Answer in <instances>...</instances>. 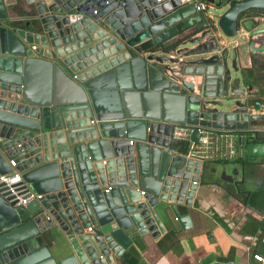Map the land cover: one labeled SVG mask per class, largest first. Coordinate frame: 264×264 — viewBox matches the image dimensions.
Instances as JSON below:
<instances>
[{"label":"water","instance_id":"95a60500","mask_svg":"<svg viewBox=\"0 0 264 264\" xmlns=\"http://www.w3.org/2000/svg\"><path fill=\"white\" fill-rule=\"evenodd\" d=\"M203 1L222 12L205 18L191 0H0V174L43 196L21 206L0 193V264H105L134 236L181 223L206 165L172 154L173 124L191 141L233 134L264 157V43L251 39V66L239 68L219 40L264 0Z\"/></svg>","mask_w":264,"mask_h":264},{"label":"crops","instance_id":"0c3cea01","mask_svg":"<svg viewBox=\"0 0 264 264\" xmlns=\"http://www.w3.org/2000/svg\"><path fill=\"white\" fill-rule=\"evenodd\" d=\"M222 10L216 13L208 10L202 14L205 18H212ZM255 12L239 16L238 31L251 33L260 29L257 28L260 23L248 19ZM214 34L218 35L217 32ZM251 39L255 46L264 43V32L252 34ZM219 40L227 45L230 38L219 37ZM242 45L243 50L239 49ZM230 46L237 59L236 65L239 68L250 67L249 43L240 40L237 46ZM257 56L264 59V52ZM259 128L260 134L264 135L262 127ZM129 140L135 143L133 138ZM211 141L206 157L199 160L206 165L204 178L197 182L191 205L180 206L181 223L175 219L172 220V227L165 223V231L155 238H150L148 234L134 236L122 247L119 256H112L111 261L105 264L247 262L254 253L262 255L264 264V157H247L242 141L233 134H214ZM170 151L184 156V153L171 148ZM223 162L227 164L224 167L226 176H222L224 179L219 174L222 168L219 164ZM83 231L93 232L86 228ZM129 232L125 231L127 235ZM60 238L63 239L62 236Z\"/></svg>","mask_w":264,"mask_h":264},{"label":"built area","instance_id":"2783aa9c","mask_svg":"<svg viewBox=\"0 0 264 264\" xmlns=\"http://www.w3.org/2000/svg\"><path fill=\"white\" fill-rule=\"evenodd\" d=\"M193 7L195 11L205 13L211 9V4L203 1L197 0L193 1ZM250 21L264 23V11L256 10V12L248 17ZM252 35L247 30L237 29L234 36L230 37L227 42V47L232 45L237 46L240 40L249 42ZM191 128L186 125L173 124L169 133L170 140H182L187 143V148L184 153V157L192 158L195 160H202L206 156L205 152L208 145L212 142L213 135L210 132H199V136L196 141H191L190 136ZM132 143V140H129ZM231 152V151H230ZM9 165L13 166V160L9 161ZM0 193L4 194L5 198H8L9 202H14L15 205L25 206L31 201L39 200L42 194L35 193L29 189L26 184L21 180L19 174L16 171H12L6 174H0ZM90 231V227L86 228ZM214 264H263V257L258 253H254L250 257V261L247 262H233V261H218Z\"/></svg>","mask_w":264,"mask_h":264},{"label":"trees","instance_id":"16d2710c","mask_svg":"<svg viewBox=\"0 0 264 264\" xmlns=\"http://www.w3.org/2000/svg\"><path fill=\"white\" fill-rule=\"evenodd\" d=\"M250 11H255V10L254 9H249V10H246V11H244L242 13H248ZM186 147H187V143L185 141H182V140H170V148L172 150H175V151H178V152H181V153H185Z\"/></svg>","mask_w":264,"mask_h":264},{"label":"rangeland","instance_id":"374dc122","mask_svg":"<svg viewBox=\"0 0 264 264\" xmlns=\"http://www.w3.org/2000/svg\"><path fill=\"white\" fill-rule=\"evenodd\" d=\"M209 10H211V12H213V13H216V12H218L219 10H215V9H209ZM251 12V11H250ZM250 12H248V13H250ZM257 28H264V23H260V24H258L257 25ZM239 49H241V50H243L244 49V46L242 45V46H239ZM229 50L230 51H232V47L229 45Z\"/></svg>","mask_w":264,"mask_h":264}]
</instances>
